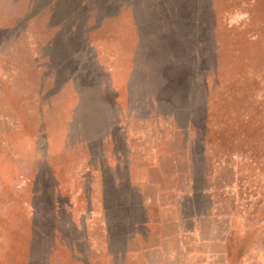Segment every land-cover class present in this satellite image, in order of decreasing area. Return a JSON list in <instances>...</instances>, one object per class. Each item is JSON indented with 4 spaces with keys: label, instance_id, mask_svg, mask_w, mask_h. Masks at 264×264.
Segmentation results:
<instances>
[{
    "label": "rangeland",
    "instance_id": "374dc122",
    "mask_svg": "<svg viewBox=\"0 0 264 264\" xmlns=\"http://www.w3.org/2000/svg\"><path fill=\"white\" fill-rule=\"evenodd\" d=\"M0 264H264V0H0Z\"/></svg>",
    "mask_w": 264,
    "mask_h": 264
}]
</instances>
